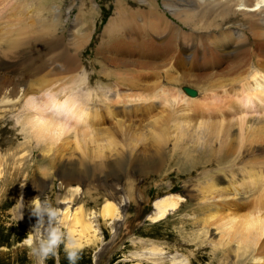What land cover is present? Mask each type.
<instances>
[{"label":"rangeland","instance_id":"obj_1","mask_svg":"<svg viewBox=\"0 0 264 264\" xmlns=\"http://www.w3.org/2000/svg\"><path fill=\"white\" fill-rule=\"evenodd\" d=\"M187 2L188 5H197L196 0ZM90 3L97 7L94 14L87 12ZM163 3V0H145L144 5L134 0H0L1 60L9 57L3 52L13 57L11 49L5 48L10 39L20 42L39 36L48 48L43 53L27 45L23 51L17 50L20 52L16 54L17 58H21L20 63L18 60L15 64L9 60L0 62V264H70L69 254L73 256L71 264H155V261L131 258L135 251L153 248V243L173 256L177 261L173 264L234 262L232 251L236 247L240 235L238 228L242 226L240 222L244 216L240 211L221 209L214 213V219L218 220L211 231L218 233L222 228L225 230L222 233L227 234L225 254L214 247L217 237L210 238L209 234L203 236L200 233L202 224L196 222L200 220V215L194 213L192 208L195 207H190L197 201L186 202L188 207H181L163 222L150 225L146 220L151 202L156 197L169 192L179 195L183 193L184 185L196 192L204 190L203 186L208 189L215 186L214 182H205L200 173L187 167L177 169V163L169 155L175 142L173 138H168L163 145V152L168 155L163 156L156 175L152 173L143 178L130 171L127 181H119L117 173L107 180L102 174H95L97 178L86 174L82 168L75 172L72 166L79 155L74 137L70 134L46 145V140L41 141L38 134L41 126L36 122L40 124L41 120H45L44 103L49 95L62 98L69 92L76 96L78 93L98 91L95 84L99 81L105 93L109 90L108 84H111L110 89L116 88L121 96L131 99L145 91L158 92L160 89L185 94L182 91L184 87L194 90L196 98L210 89L219 92L236 85L238 88L239 81L250 78L256 72L264 74V34L260 29L242 31L239 17L226 21L203 19L195 22L190 19L195 33L184 43L192 50L188 58L179 51L173 39V29L167 28L163 19L156 16L155 10L176 29H185ZM178 8L181 10L179 13L188 18L192 13L204 12L198 6ZM108 21L110 25L104 30ZM239 36L246 41L243 52L222 55L217 51L233 42H240ZM82 78L84 81L81 82ZM114 83L120 86L113 87ZM27 99H34L39 109H26ZM89 100L86 105L88 113L90 108H101L90 105ZM122 109L125 110L124 107ZM102 110L97 127L112 131L118 121L125 126L138 125L137 132L143 134L137 137L140 136L144 143L149 128H144V125L150 120L146 115L138 111L133 115L127 109L124 114L115 116L112 109L109 115L105 109ZM162 113L160 107H155L148 115L154 119ZM90 114L93 115V112ZM88 124L86 132L95 128L92 123ZM191 126L196 127V123ZM78 128L82 127L76 130ZM188 131L193 130L189 128ZM135 142L138 146L142 144L138 139ZM137 147L139 151L143 149ZM64 166L72 169L67 171L69 178L62 174ZM131 182L134 185L132 200L139 195L144 203L129 204L124 208L123 214L130 217L128 227L119 222L115 233L108 221L99 219L97 225L101 239L93 237L87 245L78 234H69L72 223L68 219L63 218L58 227V209L62 208L58 203L62 199L67 198L71 202L68 204L70 207L67 205L70 212L79 209L86 214L91 210L98 212L113 197L112 188L117 189L121 184ZM234 182L232 185L238 187L242 185L243 178ZM37 185L44 186L40 195L35 193ZM171 187L173 191H170ZM35 197H39V207L33 203ZM147 200H150L149 205ZM144 206L143 210H138ZM32 208L47 211L50 218L42 222L48 226L43 233L44 247L48 246L53 233L60 238L58 245L47 256L38 250L35 239L38 226L33 225ZM217 225H221V229ZM28 234L32 235L31 244L24 242ZM134 237L138 239L131 243ZM209 242L213 249L208 246ZM98 248L100 250L95 258L94 252ZM212 259L214 261L210 262ZM163 264L170 263L166 261Z\"/></svg>","mask_w":264,"mask_h":264},{"label":"bare ground","instance_id":"obj_2","mask_svg":"<svg viewBox=\"0 0 264 264\" xmlns=\"http://www.w3.org/2000/svg\"><path fill=\"white\" fill-rule=\"evenodd\" d=\"M134 1L144 5L143 2L145 0ZM163 1L164 7L182 22L185 29L183 31L176 29L157 10H155L156 16L163 19L167 28L173 29V39L179 47V51L188 56V58L191 56L192 50L187 43L186 45L184 43L195 33L194 28L192 29L189 23L190 19L195 22L203 19L226 21L239 17L242 22H240L242 31L260 29L264 34V0H196L197 5H190L193 7L198 6L204 12L192 13L191 18L179 13L181 10L179 11L178 6H190L187 0ZM95 11H97V7L90 3L87 12L94 14ZM109 25L110 21H108L104 30ZM23 29H25V26ZM234 36L238 38L235 33ZM40 40L39 36H31L30 39L20 42H14L10 39L9 42L7 41L5 48L11 49L13 57L3 52L9 57L4 60L0 58V62L9 60L10 63L12 61L15 64V60H18V63H20L21 58H17L16 55H19L20 52L18 53L17 50L23 51L24 46L27 45H30L31 49H36L37 52H46L48 48ZM168 40L167 38L166 41ZM245 43V39L242 38L240 42H233L217 51L222 55L226 53L238 55L244 51L243 46ZM230 48L233 49L229 51ZM80 81H84V78ZM93 83L95 84V82ZM100 83V81L96 82L95 85L97 87H94L98 91L95 90L94 92L78 93L76 96L69 92L68 95L66 94L62 98L49 95L48 100L44 103L46 116L42 114L45 120H41L40 124L36 122V125L41 126L38 133L40 134V139H42L41 141L45 142L46 140V145L57 138L70 134L74 137L75 148L78 151L77 155H79L78 161L72 166L75 172L76 170L79 171V169L81 171L82 168L86 174L90 173V175L93 174L94 176L95 174H102L105 179L108 178L107 180L114 173H117V180L127 181L130 171H134V174L138 173L143 178H145V175L155 174V171L160 169L159 166L162 164L163 156L168 155L167 153L164 154V144H166L168 138L169 140L173 138L172 140L175 142L169 155L171 160L177 163V169L182 170L183 167H187V169L195 171V173H200L202 180L205 182H214L215 186L210 189L203 186L204 190L196 192L184 185V191L179 195L169 192L163 196L156 197L151 202V211L146 216L147 222L150 225L163 222L181 207H188L186 202L190 201L193 203V201H197L196 205L192 204L190 207H195L192 208L194 213L200 215V220L196 221L198 224H202L200 233H203V236L209 234L210 238L217 237L214 247L221 254H225V248L228 246L227 239H225L227 234L222 235L225 230L221 229V225H217L216 227L220 228L221 231L218 233L211 231V227L215 226V222L218 220L214 219V213L221 209L240 211L241 215L244 216L243 219L241 218L242 222H240L242 226L238 228L240 235L237 237L236 247L232 251L234 254V262L232 264L263 263L264 74L256 72L250 78L239 81L240 84L237 83L239 84L238 88H236V85V87L232 86L219 92L210 89L202 93V95L199 94L196 98V92L193 98L179 91L160 89L158 92L145 91L141 95L139 94V97L135 96L131 99L121 96L116 88L110 89L111 84H108L110 87H108L109 90L106 95L101 88L103 84L101 85ZM44 84L47 86V82ZM119 84L114 83L113 87ZM88 100L90 105H94V107L101 106V108H90L88 113L86 106ZM26 101H28L26 109L28 107L34 111L39 109V104L34 99H27ZM123 107L125 110L122 109ZM155 107H160L163 113L159 118L153 119V116L149 117L148 114ZM102 109H105L108 115L110 113L109 110L112 109L115 116L120 113L124 114L127 109L133 115L137 111L142 113V115H146L147 119L150 120L146 122V125L142 124L144 128L149 126L146 139L144 138L145 140H143L144 143H142L140 137L143 133L137 132L140 128L138 125L132 124L127 125V127L121 121H118L112 131L101 130L99 126L97 127L100 124L99 112H103ZM90 112H93V115ZM193 122L196 123L194 128L191 126ZM70 123L75 124L70 125ZM88 123L95 125L93 126L95 128L90 130V132H86ZM77 127L82 128L76 130ZM189 128H192L193 131H188ZM138 135L140 136L137 137ZM136 139L142 143L140 146L135 142ZM41 141L39 140V143H42ZM137 146L143 149L139 151L136 149ZM140 155L150 156L142 157ZM70 166L69 168L67 166L62 167V174L66 178L70 177V175L67 176V171L72 170ZM199 167H202V169H199ZM131 174L133 175V173ZM220 175L222 177H219ZM240 177L243 178L242 185L238 187L232 185L235 183V179ZM107 185L109 186V184ZM41 186L37 185L35 187L37 195H40L44 189V186ZM133 186L131 182V184H121L117 189L112 188L113 197L111 196V200H108L98 212L91 210L86 214L85 211L80 209L70 212L68 204L71 202L67 198L62 199L58 203L62 207L58 209L59 218L56 222L58 227H60L63 218L68 219L72 223H70L72 228L67 226L70 229L69 234H78L86 245L93 237L97 236L101 239V232L97 225L99 219L108 221L115 233L119 222L127 224L128 227L130 217L123 214L124 208L129 204L144 203L139 195L136 200H132ZM70 188L72 189L73 186ZM169 189L173 191L174 188L171 187ZM148 201L150 200H147L146 203ZM216 203H219V205ZM144 208L145 206L138 210L140 211ZM32 209L33 225L36 224L38 226L35 239L41 254V248L45 243L43 233L48 227L43 225L42 222L49 217L47 216V211H43V209ZM137 239L135 237L131 238L130 242L132 243ZM175 239L178 240L177 238ZM139 244L142 245L141 242ZM153 245L154 247L150 250L143 249L133 252L131 258L139 261H155V264H163L166 261L170 264L177 262L174 261L173 256L168 251L163 250V247H159L154 243ZM208 246L213 249L210 242ZM99 250L100 248L94 252L93 257L96 258ZM214 255V259H216L217 252ZM214 259L210 262H213ZM183 263L179 262V264Z\"/></svg>","mask_w":264,"mask_h":264},{"label":"clouds","instance_id":"obj_3","mask_svg":"<svg viewBox=\"0 0 264 264\" xmlns=\"http://www.w3.org/2000/svg\"><path fill=\"white\" fill-rule=\"evenodd\" d=\"M33 203H35L36 206L39 207V197H35L33 199ZM59 240H60L59 236L57 234L53 233L52 238L48 243V246H46V247L42 246L41 254H43L44 256H47L52 251V249L58 245ZM24 242L26 244H31L32 235L28 234ZM69 260H70V264H71V261L73 260L72 254H69Z\"/></svg>","mask_w":264,"mask_h":264},{"label":"water","instance_id":"obj_4","mask_svg":"<svg viewBox=\"0 0 264 264\" xmlns=\"http://www.w3.org/2000/svg\"><path fill=\"white\" fill-rule=\"evenodd\" d=\"M182 91H183L186 95H188L189 97H193V96L195 95V91L192 90V89H190V88H186V87H184V88L182 89Z\"/></svg>","mask_w":264,"mask_h":264}]
</instances>
